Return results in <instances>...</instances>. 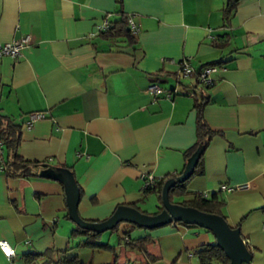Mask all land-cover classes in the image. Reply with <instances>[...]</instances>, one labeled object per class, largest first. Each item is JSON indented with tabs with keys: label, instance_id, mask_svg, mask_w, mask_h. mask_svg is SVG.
I'll use <instances>...</instances> for the list:
<instances>
[{
	"label": "crops",
	"instance_id": "1",
	"mask_svg": "<svg viewBox=\"0 0 264 264\" xmlns=\"http://www.w3.org/2000/svg\"><path fill=\"white\" fill-rule=\"evenodd\" d=\"M226 1L0 0V42L31 35L19 55L0 56V112L21 124L18 152L68 166L80 188L79 215L101 220L121 203L158 210L155 193L146 201L143 176L158 180L182 169L196 138L195 98L204 94L203 116L215 132L203 172L186 188L215 192L226 221L249 241L246 264H264V0H237L225 24ZM122 12L138 25L132 42L97 30ZM185 56L195 69L215 58L223 68L202 85L194 72H178ZM150 82L161 87L155 96ZM30 110L45 116L26 126ZM0 143V239L15 250L11 257L0 250V264H64L52 259L65 253L79 260L70 264H146L121 239L124 228L130 239L149 236L150 264H193L194 249L214 239L181 221L153 228L121 222L101 232L110 247L76 246L84 235L71 234L63 183L8 175Z\"/></svg>",
	"mask_w": 264,
	"mask_h": 264
},
{
	"label": "trees",
	"instance_id": "2",
	"mask_svg": "<svg viewBox=\"0 0 264 264\" xmlns=\"http://www.w3.org/2000/svg\"><path fill=\"white\" fill-rule=\"evenodd\" d=\"M236 2L237 0H227L225 5L223 6L222 10H223V17L225 19V24H227L228 17L230 16L233 8L235 7ZM101 32L106 34L107 36H112V37L126 36L129 42H132L135 39V35L132 33L130 27L127 24V12L126 13L122 12L121 18L119 20H115V21L110 20L108 28L101 30ZM212 63L220 64L221 58H215L209 60L207 62L202 63L201 65L212 64ZM206 101H207V97L204 94H201L200 96H197L195 98L194 104L197 110L196 138L194 140V143L183 151L185 162L187 158L195 151L199 152L198 160L195 163L193 171L188 178H186L184 181L181 182H175V184L169 188L168 196L170 201H176L184 205H191L198 209L207 212L216 213L224 217V214L221 209L223 200L219 198L215 192H213L210 196L207 197L202 195L201 193L189 191L186 188L187 181L194 174H200L203 172V163H202L203 153L209 142L210 136L212 135V133L215 132V130L209 127L203 116L202 108ZM20 125H21L20 122H17L9 115L0 112V142H2V144H4L6 147V157L3 160V169L8 175L11 176H24V177L37 176L39 175V171L44 166H49V165L44 161L26 159L18 152L17 148L21 137ZM61 167H67L68 169H70L68 166L65 165H62ZM181 170L173 173H168L160 177L158 180H155L151 185L143 186L144 196H147L150 193H155L158 197V200L160 201L159 194L163 181L168 177H175L181 172ZM79 192H80V188H79ZM174 197H181V199L174 200ZM130 205L136 206L138 209H140L139 206L135 205L134 203H130ZM160 208L161 205L159 203L158 210ZM120 223H118L112 229H117ZM135 225L136 224L133 223L128 224V226L130 227H134ZM185 225H190V224L185 223ZM122 232L123 233L121 234V239L123 238L124 240H126L127 241L126 243H128L129 246H131L132 248L141 251L145 258L146 264H150L153 260L156 259V256L149 253L147 251V248L145 247V243L148 242L149 236L144 235L130 239L129 236L125 235L128 233L126 228H124ZM71 234L74 236L84 235V238L80 239L76 243V246L99 247V248L110 247L109 243L101 239V234H102L101 232L88 230L78 226L77 224H74V227L71 230ZM194 253L197 257L198 264H214L215 262H217L218 264H229L228 257L226 256L224 251L216 244L215 239L199 245L194 249ZM33 255H38V253L27 254V257ZM73 261L78 262L79 260L76 258L75 255H70L66 253L63 254L60 258H57L56 260L52 259V262L54 263L62 262L64 264H70ZM125 264H130V263H125Z\"/></svg>",
	"mask_w": 264,
	"mask_h": 264
},
{
	"label": "water",
	"instance_id": "3",
	"mask_svg": "<svg viewBox=\"0 0 264 264\" xmlns=\"http://www.w3.org/2000/svg\"><path fill=\"white\" fill-rule=\"evenodd\" d=\"M199 157V152H193L186 160L183 169L175 177L166 178L160 189L161 208L154 213L144 212L130 204H118L104 219L88 220L81 217L77 210L79 201V186L67 167L44 166L40 175L58 179L63 183L65 201L69 218L78 226L97 232L112 229L120 222H128L137 226L153 228L165 223L181 221L186 224H196L208 229L214 236L216 244L224 251L229 264H243L250 260L251 252L243 241L238 226H231L226 219L216 213L207 212L191 205L170 201L169 188L175 182L184 181L190 176Z\"/></svg>",
	"mask_w": 264,
	"mask_h": 264
},
{
	"label": "built area",
	"instance_id": "4",
	"mask_svg": "<svg viewBox=\"0 0 264 264\" xmlns=\"http://www.w3.org/2000/svg\"><path fill=\"white\" fill-rule=\"evenodd\" d=\"M127 24L130 27L133 34L138 31V25L133 19L131 13H127ZM109 20L107 17H104L101 22L97 25V30H104L108 28ZM31 35L29 33H24L18 37H15L11 40L0 42V56L3 54H9L10 56H17L21 52V48L30 41ZM223 68V64H204L198 68H193L192 64L190 63L189 56H185L181 58L179 62V69L178 72L183 75H188L194 72L196 77V81L202 85H211L213 81H215L214 73L219 69ZM147 89L149 92L155 96L160 90L161 87L157 82H150L147 85ZM45 116V111L43 110H30L27 113V118L24 120V124L29 126L31 122L37 118ZM1 144V143H0ZM155 181L154 177L146 173L143 176V186L151 185ZM241 186H231L227 184H221L220 187L226 190H232L234 188H239ZM202 195L206 196L205 193H201ZM243 241L247 244L249 241L248 239H243ZM0 250L3 254L7 257H11L14 255L15 250L14 247L5 239H0Z\"/></svg>",
	"mask_w": 264,
	"mask_h": 264
},
{
	"label": "rangeland",
	"instance_id": "5",
	"mask_svg": "<svg viewBox=\"0 0 264 264\" xmlns=\"http://www.w3.org/2000/svg\"><path fill=\"white\" fill-rule=\"evenodd\" d=\"M150 195H151V194H148V195H147V197H146L147 200H146V201H149V199H150ZM174 199H175V200H178L179 198H178V197H174ZM157 201H158L157 203H160V201H159L158 199H157ZM152 204H154L153 201H152ZM152 204H151V203H147L148 208L151 207ZM106 231H108V233L110 232L109 230H106ZM113 233H115V232H113ZM196 259H197L196 256L193 257V261H192L193 264H198V261H197ZM214 264H218V263L215 262ZM243 264H246V263H243Z\"/></svg>",
	"mask_w": 264,
	"mask_h": 264
}]
</instances>
